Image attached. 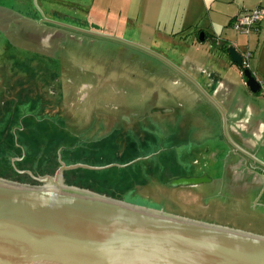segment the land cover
<instances>
[{
  "label": "crops",
  "instance_id": "0c3cea01",
  "mask_svg": "<svg viewBox=\"0 0 264 264\" xmlns=\"http://www.w3.org/2000/svg\"><path fill=\"white\" fill-rule=\"evenodd\" d=\"M253 7L264 12V0H0V38L5 40L3 49L20 46L34 62L56 58L75 62L91 55L96 71L104 67V60L119 62V69H107L105 78L116 75L127 81L137 100L116 103L117 111L103 100L105 113L98 117L102 125L110 126L104 134L115 125L122 132L134 125L135 134L145 141L152 135L149 126L163 124L170 139L188 144L180 155L183 161L188 159L189 168L180 164L182 174L167 182L206 175L205 185L177 190L193 191L203 202L223 189L229 202L257 211L264 205V18L247 34L231 27L235 15ZM9 8H26L25 14L33 19L20 18ZM97 8H118L119 21L107 20ZM127 8L131 13L126 16ZM229 46L240 55L251 51L249 70L260 84L257 92L246 86L241 66L225 50ZM121 89L111 88L113 94ZM111 117L115 121H109ZM165 124L175 129L166 130ZM4 140L12 142L8 134L0 143ZM3 148L10 150L8 143ZM128 165L121 171L133 184L124 193L144 181L142 171L145 176L157 172L152 162ZM114 172V179L121 180ZM176 200L184 207L195 203Z\"/></svg>",
  "mask_w": 264,
  "mask_h": 264
},
{
  "label": "rangeland",
  "instance_id": "374dc122",
  "mask_svg": "<svg viewBox=\"0 0 264 264\" xmlns=\"http://www.w3.org/2000/svg\"><path fill=\"white\" fill-rule=\"evenodd\" d=\"M9 9L20 18L33 19L25 14L26 8ZM97 9L110 13H103L107 20L110 18L119 21L116 14L118 8ZM123 13L130 15L131 10L127 8ZM105 30L112 29L105 27ZM4 42L0 38V135L8 134L12 142H7L10 150L3 148L7 144L5 140L0 143V177L37 183V179L54 174L60 155L66 164L87 166L64 171L63 178L67 184L133 204L264 235V205L258 206L255 211L250 209L251 206L234 204L229 202L223 189L215 193L214 198L197 201V194L193 191H178L183 186L167 185L168 177L182 174L181 166L189 168L188 159L183 161L180 155L181 148L188 144L170 139L162 131L163 124L149 126L152 135L145 141L135 134L134 125L123 132L119 125H115L109 130V135L104 134L102 118L98 117L105 113L103 100L106 99L105 104L110 103L111 106L128 99L133 102L137 100L132 98L133 89L127 81L116 75L105 78L109 72L107 69H119V62L104 60V67L95 73L92 67L95 62H91L90 54L82 61L71 62L65 58H56L38 59L34 62L28 59L30 53L23 51L20 46H7L3 49ZM206 42L210 44L209 37ZM65 49L68 50L69 47ZM116 87L122 89L118 94H113L111 88ZM133 93L136 98L137 93ZM111 108L109 106L107 110H112ZM141 121L144 123V120ZM113 129L115 132L111 134ZM165 129L174 130L175 127L165 124ZM15 153L20 155L14 158L12 155ZM68 160L72 163H68ZM160 160L166 164H161ZM145 162L154 163L152 169L154 173L157 172L153 176H145L142 171L141 178L146 183L142 181L137 189L124 193L133 182L121 170L129 163L131 164L128 166L133 167ZM93 167L98 169L92 170ZM114 170L122 177L121 180L111 177ZM139 179L137 175L136 182L139 183ZM172 192L183 204L195 203L190 207L179 205Z\"/></svg>",
  "mask_w": 264,
  "mask_h": 264
},
{
  "label": "water",
  "instance_id": "95a60500",
  "mask_svg": "<svg viewBox=\"0 0 264 264\" xmlns=\"http://www.w3.org/2000/svg\"><path fill=\"white\" fill-rule=\"evenodd\" d=\"M228 54L241 66L233 46ZM243 75L257 92L251 71ZM58 159L54 174L37 183L0 177V264H264V235L67 184L64 171L87 166ZM206 181L180 177L167 185Z\"/></svg>",
  "mask_w": 264,
  "mask_h": 264
},
{
  "label": "built area",
  "instance_id": "2783aa9c",
  "mask_svg": "<svg viewBox=\"0 0 264 264\" xmlns=\"http://www.w3.org/2000/svg\"><path fill=\"white\" fill-rule=\"evenodd\" d=\"M264 18V12L260 7H253L243 9L231 21V27L238 33H249L262 19ZM252 56L251 51L245 50L241 53V68L249 69V60ZM260 83H263L260 82Z\"/></svg>",
  "mask_w": 264,
  "mask_h": 264
},
{
  "label": "flooded vegetation",
  "instance_id": "af4514ba",
  "mask_svg": "<svg viewBox=\"0 0 264 264\" xmlns=\"http://www.w3.org/2000/svg\"><path fill=\"white\" fill-rule=\"evenodd\" d=\"M94 69V72L95 73H97V71L95 70V68H93ZM115 109H116V111L118 110L117 108H118V104H116V103H114V106H113ZM96 108H95V114H96ZM115 112V111H114ZM97 115V114H96ZM109 121H111V122H113V121H115V118L114 117H111L110 119H109ZM103 126V128L105 129L106 127H107V125H106V127H105V125H102ZM6 137V134L5 133H1V135H0V138L2 139V138H5ZM58 164V166H57V168L59 167V162L57 163ZM66 164V163H65ZM66 165H69V164H66ZM68 171V170H67ZM38 182V181H37ZM65 182H66V180H65Z\"/></svg>",
  "mask_w": 264,
  "mask_h": 264
},
{
  "label": "trees",
  "instance_id": "16d2710c",
  "mask_svg": "<svg viewBox=\"0 0 264 264\" xmlns=\"http://www.w3.org/2000/svg\"><path fill=\"white\" fill-rule=\"evenodd\" d=\"M225 50L227 51V50H228V47H225ZM240 68H241V67H240ZM241 69H242V68H241ZM111 173H113V172H111ZM112 175H115V174H112ZM112 175H111V177L114 179L116 175H115V176H112ZM117 176H118V175H117ZM111 177H110V178H111ZM114 180H115V179H114ZM117 180H118V178H117Z\"/></svg>",
  "mask_w": 264,
  "mask_h": 264
}]
</instances>
